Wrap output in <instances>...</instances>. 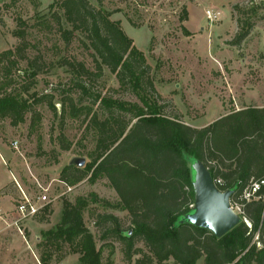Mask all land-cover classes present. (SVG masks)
Here are the masks:
<instances>
[{"label": "trees", "instance_id": "16d2710c", "mask_svg": "<svg viewBox=\"0 0 264 264\" xmlns=\"http://www.w3.org/2000/svg\"><path fill=\"white\" fill-rule=\"evenodd\" d=\"M49 11V18L41 16L35 25L47 22L50 29L56 27L67 45L78 32L97 71L107 69L115 74L120 85L132 89L140 102L92 91L94 72L76 57L63 55L46 66L42 54L30 55L38 46L28 39V22L18 17L13 31L18 44L0 52V121L10 119L11 125L18 126L30 114L33 128L42 120L38 105L43 103L57 115L54 94L31 89L44 68H64L71 75V86L61 90L62 114L75 119L84 116L95 145L88 164L66 165L60 179L75 185L87 177L91 182L106 178L118 195L116 202L95 193L79 196L74 202L64 200L60 222L42 231L40 262L50 264L55 249L67 244L68 254H78V264H115L112 250L103 262L104 246H97L85 222L90 204L99 203L105 209L128 213L129 226L108 211L97 215L96 225L103 230V239L121 244L129 264L170 260L197 264L201 258L205 264H264V184L249 200L243 197L252 182L264 180V106L233 109L203 127L189 125L177 115L164 113L145 53L121 21L112 19L113 12L93 6L89 0H53ZM4 23L0 15V26ZM22 61L26 62L24 69ZM73 90L79 93L77 100ZM153 92L156 97L151 96ZM59 140L63 149L70 148L64 135ZM193 160L202 161L214 181L221 179L217 183L221 190H233L231 201L242 206L241 222L221 237L180 222L194 204ZM50 209L49 205L44 211Z\"/></svg>", "mask_w": 264, "mask_h": 264}, {"label": "rangeland", "instance_id": "374dc122", "mask_svg": "<svg viewBox=\"0 0 264 264\" xmlns=\"http://www.w3.org/2000/svg\"><path fill=\"white\" fill-rule=\"evenodd\" d=\"M0 1V15L5 21L0 26V52L18 44L13 31L18 17H22L29 24L31 45L38 46L30 55L42 54L46 66L57 63L63 55L76 57L94 72L92 91L140 102L132 89L120 85L115 74L107 69L97 71L90 50L81 44L78 32L67 45L56 27L50 29L47 22L41 27L35 25L39 17L49 18L53 0ZM89 1L97 8L102 6L113 12L112 19L121 21L126 33L145 53L158 102L167 115H177L189 125L203 127L238 107L264 106V0ZM208 10L213 20L207 17ZM20 67L24 69L26 62L22 61ZM70 78L62 67H46L31 89L39 94L53 93L57 115L43 103L38 105L42 120L33 128L30 114L18 126L11 125L10 119L0 121V209L11 210L19 200L18 185V195L11 204H5L3 195L12 188L13 183H9L14 177L30 196L39 195L40 183L50 187V197L54 198L50 210L24 222V235L16 227L0 222V264H42V231L60 222L64 200L74 202L77 197L91 193L111 202L118 200L106 178L91 182L87 177L75 184L72 191L62 194L66 188L60 179L62 169L74 158H84V166L88 164L89 153L95 145L84 116L75 119L62 114L61 90L71 86ZM154 93L152 97H156ZM72 94L77 100L78 91L73 90ZM61 135L71 144L67 150L61 147ZM105 211L114 212L129 226L127 211L105 209L99 203H91L86 210V225L95 235L97 246H104L103 262L106 263L112 250L110 257L115 264H129L124 260L121 244L114 239H103V230L96 225L97 215ZM138 245L143 247L144 243L138 242ZM55 251L50 264H78V254H68L67 244ZM165 264L176 263L170 260ZM197 264H205L204 259H199Z\"/></svg>", "mask_w": 264, "mask_h": 264}, {"label": "water", "instance_id": "95a60500", "mask_svg": "<svg viewBox=\"0 0 264 264\" xmlns=\"http://www.w3.org/2000/svg\"><path fill=\"white\" fill-rule=\"evenodd\" d=\"M71 164L82 167L85 159L74 158ZM192 169L194 204L192 211L182 216L180 222L206 228L221 237L242 220L231 205L233 190H221L202 161L193 160Z\"/></svg>", "mask_w": 264, "mask_h": 264}, {"label": "built area", "instance_id": "2783aa9c", "mask_svg": "<svg viewBox=\"0 0 264 264\" xmlns=\"http://www.w3.org/2000/svg\"><path fill=\"white\" fill-rule=\"evenodd\" d=\"M206 15L209 19H214L210 10L207 11ZM217 183H221V179L216 180L215 184L217 185ZM63 184L66 186L65 191L62 193L63 195L69 191H72L76 187L75 185H68L65 182H63ZM263 184L264 180L252 182L251 186L245 190L243 194L244 199L249 200L259 191ZM18 186L20 189L19 200H17L15 207L11 210L3 211L0 209V222H5L8 226L16 227V229H18V231L24 235V222L31 218L37 217L45 210L47 206L53 202L54 198L50 197V187L43 186L40 183L38 184L40 193L36 197L30 196L20 187L19 184ZM58 197L59 196H56V198ZM231 205L239 215L243 214L242 206L239 203L231 201ZM245 220L247 221V219Z\"/></svg>", "mask_w": 264, "mask_h": 264}, {"label": "crops", "instance_id": "0c3cea01", "mask_svg": "<svg viewBox=\"0 0 264 264\" xmlns=\"http://www.w3.org/2000/svg\"><path fill=\"white\" fill-rule=\"evenodd\" d=\"M237 109H240V107H238ZM3 161L6 163V160L4 158H3ZM12 183H13V186H12L11 189H9L8 191H4V193L2 192L3 195H4V197H5V204H11L12 203V200L14 199V196H17L18 195L17 185L19 184V182L17 181L16 177H14L13 180H12V182L9 183V184H12ZM14 183H18V184H14ZM16 193H17V195H16Z\"/></svg>", "mask_w": 264, "mask_h": 264}]
</instances>
